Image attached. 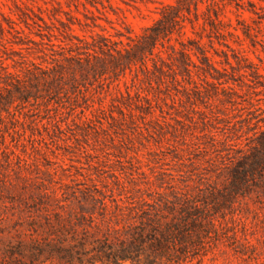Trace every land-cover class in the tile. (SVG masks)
<instances>
[{
	"label": "rangeland",
	"instance_id": "1",
	"mask_svg": "<svg viewBox=\"0 0 264 264\" xmlns=\"http://www.w3.org/2000/svg\"><path fill=\"white\" fill-rule=\"evenodd\" d=\"M0 264H264V0H0Z\"/></svg>",
	"mask_w": 264,
	"mask_h": 264
},
{
	"label": "trees",
	"instance_id": "2",
	"mask_svg": "<svg viewBox=\"0 0 264 264\" xmlns=\"http://www.w3.org/2000/svg\"><path fill=\"white\" fill-rule=\"evenodd\" d=\"M249 1H253V0H249Z\"/></svg>",
	"mask_w": 264,
	"mask_h": 264
}]
</instances>
